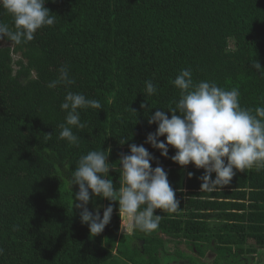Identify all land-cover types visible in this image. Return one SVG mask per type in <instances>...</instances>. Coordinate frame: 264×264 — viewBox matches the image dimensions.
<instances>
[{
  "label": "trees",
  "instance_id": "1",
  "mask_svg": "<svg viewBox=\"0 0 264 264\" xmlns=\"http://www.w3.org/2000/svg\"><path fill=\"white\" fill-rule=\"evenodd\" d=\"M45 6L54 25L26 44L0 41L6 43L0 47V264L255 259L264 249V164L234 170L221 190L201 191L204 169L181 166L170 159L175 148L165 158L145 140L158 127L149 125V116L178 102L180 90L171 81L184 69L196 83L238 89L244 108L264 106V76L251 65L264 68V0H47ZM0 21L14 27L2 9ZM65 65L75 83L48 88ZM148 80L157 94L142 93ZM69 90L103 106L80 110L86 127L73 128L78 147L60 139L66 116L60 104ZM133 143L144 144L168 172L180 208L157 209L162 219L151 234L125 233L118 202L96 197L105 207L113 203L114 212L105 230L91 235L75 207L71 172L81 155L110 149L109 178L119 188L120 154H129Z\"/></svg>",
  "mask_w": 264,
  "mask_h": 264
},
{
  "label": "clouds",
  "instance_id": "2",
  "mask_svg": "<svg viewBox=\"0 0 264 264\" xmlns=\"http://www.w3.org/2000/svg\"><path fill=\"white\" fill-rule=\"evenodd\" d=\"M46 3L47 0H0V9L13 17L14 25L9 27L0 21V41L6 39L12 45L26 44L35 38L37 30L54 25L56 17L45 6ZM251 65L264 76V71H261L264 68L258 61ZM58 73L57 79L47 84L48 88L75 83L66 65ZM171 83L180 90V98L175 107H169L167 111L157 108L149 116V125L158 127L155 132L147 134L146 144L159 150L165 158H169V146H172L177 150L170 157L173 162L181 166L191 163L197 169H204L198 177L201 191L221 190L236 175L234 170L244 171L264 164V106H257L254 111L244 108L240 104L238 89L226 90L210 81L196 83L188 69L181 70ZM157 91L151 80L145 81L143 94L152 96ZM141 107L146 108L147 105L142 104ZM60 108L66 113L65 122L59 125L60 139L66 140L69 146L78 147L80 138L74 134L73 128L86 127L81 121L80 110H101L103 106L97 99L69 90ZM168 112H171V118ZM119 143L123 145L127 140L120 139ZM129 148L130 153H121L118 161L119 188L109 178L110 169L114 168L108 160L110 149L90 150L81 155L71 172L70 185L78 186L75 207L80 209L81 223L89 227L91 235L101 234L114 212L113 203L89 210L88 204L93 197L118 202L119 215L127 220L126 226H121L125 233L135 229L151 234L159 228L162 219V215L156 214L157 209L172 214L180 208L168 172L157 158L144 144L133 143ZM152 161L157 163L154 168ZM193 175L188 173L189 178ZM2 253L3 249H0Z\"/></svg>",
  "mask_w": 264,
  "mask_h": 264
},
{
  "label": "rangeland",
  "instance_id": "3",
  "mask_svg": "<svg viewBox=\"0 0 264 264\" xmlns=\"http://www.w3.org/2000/svg\"><path fill=\"white\" fill-rule=\"evenodd\" d=\"M4 45H6V43L0 44V47L4 46ZM231 46H234L233 42H231ZM19 58H20L19 55H15V60H18ZM77 203H78V201H77ZM100 205L105 206V202L102 199L95 197L89 202L88 208H89V210L94 211L95 207L100 206ZM101 212H103V208H101ZM126 221H127L126 217H123V225H125ZM249 258L250 259H249L247 264H264V249L260 250V253L258 254V256L255 259H253V257H251V256ZM177 264H183V263H177Z\"/></svg>",
  "mask_w": 264,
  "mask_h": 264
}]
</instances>
